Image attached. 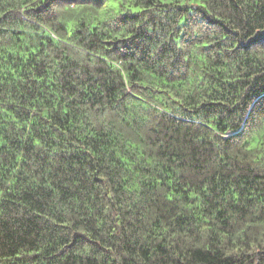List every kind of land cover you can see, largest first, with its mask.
I'll return each instance as SVG.
<instances>
[{
  "label": "trees",
  "instance_id": "obj_1",
  "mask_svg": "<svg viewBox=\"0 0 264 264\" xmlns=\"http://www.w3.org/2000/svg\"><path fill=\"white\" fill-rule=\"evenodd\" d=\"M0 264H264V0H0Z\"/></svg>",
  "mask_w": 264,
  "mask_h": 264
}]
</instances>
